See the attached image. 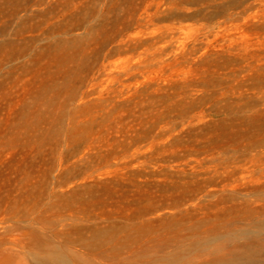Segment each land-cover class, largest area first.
I'll use <instances>...</instances> for the list:
<instances>
[{"label":"rangeland","instance_id":"374dc122","mask_svg":"<svg viewBox=\"0 0 264 264\" xmlns=\"http://www.w3.org/2000/svg\"><path fill=\"white\" fill-rule=\"evenodd\" d=\"M61 256L264 264V0H0V264Z\"/></svg>","mask_w":264,"mask_h":264},{"label":"bare ground","instance_id":"6f19581e","mask_svg":"<svg viewBox=\"0 0 264 264\" xmlns=\"http://www.w3.org/2000/svg\"><path fill=\"white\" fill-rule=\"evenodd\" d=\"M176 43V42H175ZM43 264H73L70 260H68L67 258H65V256H61L58 258H50L48 260H46L45 262H43Z\"/></svg>","mask_w":264,"mask_h":264}]
</instances>
